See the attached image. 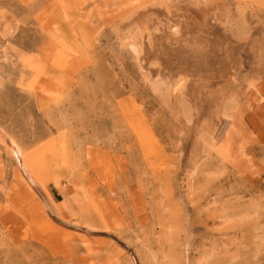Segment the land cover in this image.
<instances>
[{"label":"rangeland","instance_id":"1","mask_svg":"<svg viewBox=\"0 0 264 264\" xmlns=\"http://www.w3.org/2000/svg\"><path fill=\"white\" fill-rule=\"evenodd\" d=\"M0 264H264V0H0Z\"/></svg>","mask_w":264,"mask_h":264},{"label":"bare ground","instance_id":"2","mask_svg":"<svg viewBox=\"0 0 264 264\" xmlns=\"http://www.w3.org/2000/svg\"><path fill=\"white\" fill-rule=\"evenodd\" d=\"M174 32V31H173ZM175 80V79H174ZM165 82V81H164ZM210 97V96H209ZM207 100V99H206ZM30 175V174H29ZM28 177V176H27ZM34 180V179H33ZM33 183L35 184V181H33ZM36 185V184H35ZM35 187H37V186H35ZM43 213V212H42Z\"/></svg>","mask_w":264,"mask_h":264}]
</instances>
